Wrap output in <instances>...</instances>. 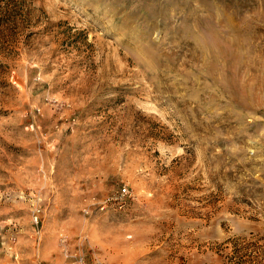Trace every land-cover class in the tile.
<instances>
[{"label": "rangeland", "instance_id": "374dc122", "mask_svg": "<svg viewBox=\"0 0 264 264\" xmlns=\"http://www.w3.org/2000/svg\"><path fill=\"white\" fill-rule=\"evenodd\" d=\"M0 4V261L230 264L264 235V0Z\"/></svg>", "mask_w": 264, "mask_h": 264}, {"label": "trees", "instance_id": "16d2710c", "mask_svg": "<svg viewBox=\"0 0 264 264\" xmlns=\"http://www.w3.org/2000/svg\"><path fill=\"white\" fill-rule=\"evenodd\" d=\"M11 19V11L3 9L0 4V38L7 28L15 24V20ZM228 243L231 252L226 254V258L230 264H264V235L251 234L249 237L230 239Z\"/></svg>", "mask_w": 264, "mask_h": 264}, {"label": "crops", "instance_id": "0c3cea01", "mask_svg": "<svg viewBox=\"0 0 264 264\" xmlns=\"http://www.w3.org/2000/svg\"><path fill=\"white\" fill-rule=\"evenodd\" d=\"M20 264H23L24 262H19ZM0 264H18L17 262H15L12 258H6V259H1Z\"/></svg>", "mask_w": 264, "mask_h": 264}, {"label": "built area", "instance_id": "2783aa9c", "mask_svg": "<svg viewBox=\"0 0 264 264\" xmlns=\"http://www.w3.org/2000/svg\"><path fill=\"white\" fill-rule=\"evenodd\" d=\"M128 194H129L128 189L126 187H124V189L122 190V193H121V197H125ZM83 263H84L83 259H81L80 264H83Z\"/></svg>", "mask_w": 264, "mask_h": 264}]
</instances>
